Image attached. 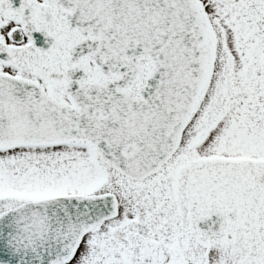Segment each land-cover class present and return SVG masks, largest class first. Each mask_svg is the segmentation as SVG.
Masks as SVG:
<instances>
[{
	"label": "snow or ice",
	"instance_id": "1",
	"mask_svg": "<svg viewBox=\"0 0 264 264\" xmlns=\"http://www.w3.org/2000/svg\"><path fill=\"white\" fill-rule=\"evenodd\" d=\"M0 264H264V0H0Z\"/></svg>",
	"mask_w": 264,
	"mask_h": 264
}]
</instances>
